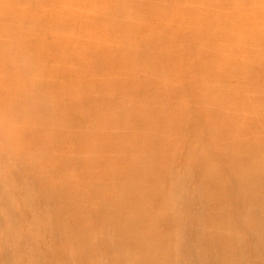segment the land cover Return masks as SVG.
<instances>
[{"label":"bare ground","instance_id":"1","mask_svg":"<svg viewBox=\"0 0 264 264\" xmlns=\"http://www.w3.org/2000/svg\"><path fill=\"white\" fill-rule=\"evenodd\" d=\"M1 209L0 264H264V0H0Z\"/></svg>","mask_w":264,"mask_h":264},{"label":"rangeland","instance_id":"2","mask_svg":"<svg viewBox=\"0 0 264 264\" xmlns=\"http://www.w3.org/2000/svg\"><path fill=\"white\" fill-rule=\"evenodd\" d=\"M3 6H4V7H12V4L9 3V2H4ZM6 170H7V168L5 169V171H6ZM10 200H11V202L14 201V200L12 199L11 195H10ZM0 213H1L2 215H4V212L2 211V209L0 210ZM4 217H5V216H4ZM5 218L7 219V217H5Z\"/></svg>","mask_w":264,"mask_h":264}]
</instances>
